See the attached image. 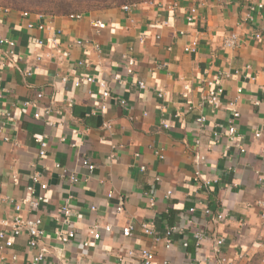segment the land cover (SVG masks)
Wrapping results in <instances>:
<instances>
[{"label": "crops", "instance_id": "obj_1", "mask_svg": "<svg viewBox=\"0 0 264 264\" xmlns=\"http://www.w3.org/2000/svg\"><path fill=\"white\" fill-rule=\"evenodd\" d=\"M263 2L163 0L78 20L0 6V38L14 42L0 44V231L9 235L17 216L41 217L47 235L37 248L27 234L5 250L0 240V264H33L39 252L42 264H141L144 249L154 264H264ZM193 6L197 15L189 22ZM231 34L239 39L235 48L224 44ZM194 41L197 51L185 52ZM127 56L135 61L132 73ZM218 77L219 85L210 86ZM100 80L110 88L106 100ZM40 136L48 140L46 156L39 154ZM58 165L77 182L62 179ZM38 196L45 202L32 211L29 201ZM67 203L68 224L61 213ZM206 208L224 220L207 216ZM144 223L154 236L144 234ZM93 225L98 241L89 235ZM64 228L77 234L67 245L54 237Z\"/></svg>", "mask_w": 264, "mask_h": 264}, {"label": "built area", "instance_id": "obj_2", "mask_svg": "<svg viewBox=\"0 0 264 264\" xmlns=\"http://www.w3.org/2000/svg\"><path fill=\"white\" fill-rule=\"evenodd\" d=\"M264 7V2L262 4L259 5V8H263ZM125 10H130L131 7L130 6H125L124 7ZM25 16H28L29 14L27 12L24 13ZM197 15V6H193L190 8L189 10V16H188V21L189 22H193L196 18ZM81 15L77 14V15H71L70 18L71 19H81ZM35 25L33 23H29L28 24V28H34ZM38 29L43 30L44 26L43 25H39ZM257 38H260V35H257ZM238 36L237 34H231L229 37H227L224 41V44L226 47L229 48H235L238 45ZM54 43H56V41L54 40ZM0 44H4V45H9V46H14V42L4 39V38H0ZM78 44L82 45L84 43H82L81 41L78 42ZM38 45L41 46L43 45L42 41H38ZM197 46L198 43L196 41L192 42L191 44H189L188 46L185 47V52L188 53H194L197 51ZM11 54H13L11 52ZM127 59V71L129 73H132V68L135 65V61L133 58L130 57H126ZM40 60V58H38V61ZM4 64L1 62L0 60V66H3ZM27 75L31 76L32 72H27ZM225 77H230L229 74H226ZM222 79V77H218L217 80L215 82H211L209 83L210 86L212 87H217L220 83V80ZM64 81H67V78H64ZM86 81L88 83H94L95 80L92 77H86ZM81 82H76V85L79 86ZM99 88L102 90L101 96L104 100L110 98V88L108 86V84L104 81V80H100L97 82ZM140 86L142 88H144V84L140 83ZM222 93V90L219 88L217 89L216 92H214L211 97H210V102L213 105H218L219 104V95ZM43 98V94L42 93H37L36 95V99H42ZM25 106H37V103L34 102H25L24 103ZM102 109H105V106L102 105L101 106ZM7 116H9V114H7ZM35 118L36 119H40L42 117V114L38 111L35 113ZM234 117L237 118L239 117V113L235 112L234 113ZM205 118L201 117L198 119V122L200 123L201 126H204L205 123ZM165 127L168 128L169 126L167 124H165ZM229 135L231 136L232 140H236L237 139V129L234 125H231L229 128ZM216 138H218V133H215L214 135ZM37 142L39 143L40 146V150H39V154L40 156H46V150L48 147V140L46 136H40L37 138ZM159 155L160 158H164V156L162 154H160L159 152L157 153ZM199 159V158H198ZM200 160V159H199ZM83 164L85 166H88V168L90 170L94 169V166L90 164V162L84 158ZM59 169H61V178L64 179L67 176L70 177V181L73 183L77 182V178L75 175L70 176L69 171L66 168H62L59 165L57 166ZM144 169V168H142ZM14 182L16 184H19V180L17 178H13ZM198 179L196 178L195 181H197ZM33 181L34 182H39L40 181V177L38 175L33 177ZM205 185H209L207 182H205ZM41 189L42 190H46L47 189V185L42 184L41 185ZM45 202V198L43 196H38L37 198L30 200L29 201V205L31 207L32 211H37L38 209H40L41 204ZM258 206L260 208V216L262 218V220L264 221V201H259L258 202ZM16 211L20 212L22 210L20 205H16ZM121 208H118V211H120ZM191 211H194L191 210ZM62 215L66 218L65 223L68 224L69 223V219L70 216L72 215V210L70 208V205L67 203L62 207L61 210ZM205 214L209 217H214L217 221H222L224 220V216L222 214H218V213H213L212 210H210V208H206L205 209ZM6 224V223H5ZM132 227H127L124 229L123 234L124 236L128 237L131 235L132 233ZM106 231H110L111 227L106 226L105 227ZM142 231L144 232V234L148 235V236H154L155 235V231H154V227L151 224H147L144 223L142 224ZM176 231V227H172L168 230L167 232V236H168V240H167V244H166V248L170 249L172 247V241L170 240L171 235ZM23 234H27L29 236V246L32 248H37L40 244V242L47 236L46 232L43 229V220L41 219V217H27V218H23L20 216H17L16 218H14L13 222H12V229H11V233L8 235L6 232L4 231H0V240L2 241V246L1 249H9L12 248L15 244V239L22 236ZM89 235L92 237L93 240H100L102 237L101 231L99 230V226L97 225H93L90 229H89ZM54 237L55 239L61 243L62 245H67L69 244L72 240H74L77 237V234L73 231V230H69L67 228L64 229H56L54 231ZM224 244V240L223 239H219L217 241H215V250L216 253L218 255H221V246H223ZM85 247L89 246V242H85L84 243ZM131 254V253H129ZM140 259H141V264H154L155 262V256L154 254L150 251V250H142L140 251ZM13 260H17V257L14 256ZM45 261V254L43 252H39V254H37L34 258H33V264H42ZM222 264L226 263V259H222L221 260ZM189 264H194L193 262H189Z\"/></svg>", "mask_w": 264, "mask_h": 264}, {"label": "rangeland", "instance_id": "obj_3", "mask_svg": "<svg viewBox=\"0 0 264 264\" xmlns=\"http://www.w3.org/2000/svg\"><path fill=\"white\" fill-rule=\"evenodd\" d=\"M156 1L163 0H0V6L44 15H54L63 9L69 15H81L110 6H131Z\"/></svg>", "mask_w": 264, "mask_h": 264}, {"label": "trees", "instance_id": "obj_4", "mask_svg": "<svg viewBox=\"0 0 264 264\" xmlns=\"http://www.w3.org/2000/svg\"><path fill=\"white\" fill-rule=\"evenodd\" d=\"M125 3V2H124ZM114 7H117V6H114ZM118 7H120V6H118ZM108 8H112L111 6L110 7H107V8H102V9H108ZM99 10H101V9H99ZM55 15H69V14H67V12H64V9L63 10H60V11H58L57 12V14H54V15H51V16H55Z\"/></svg>", "mask_w": 264, "mask_h": 264}]
</instances>
